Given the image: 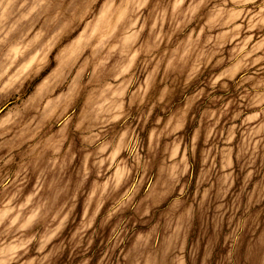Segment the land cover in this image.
Wrapping results in <instances>:
<instances>
[{
  "label": "rangeland",
  "instance_id": "374dc122",
  "mask_svg": "<svg viewBox=\"0 0 264 264\" xmlns=\"http://www.w3.org/2000/svg\"><path fill=\"white\" fill-rule=\"evenodd\" d=\"M0 264H264V0H0Z\"/></svg>",
  "mask_w": 264,
  "mask_h": 264
}]
</instances>
